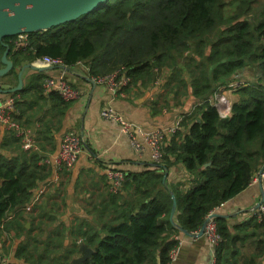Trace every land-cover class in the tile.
<instances>
[{"label": "trees", "instance_id": "16d2710c", "mask_svg": "<svg viewBox=\"0 0 264 264\" xmlns=\"http://www.w3.org/2000/svg\"><path fill=\"white\" fill-rule=\"evenodd\" d=\"M234 2L225 18V7ZM16 37L0 41V59L6 44L12 63L1 77L9 89L17 85V68L51 57L67 68L86 66L89 78L124 75L128 81L121 91L138 83L146 88L163 77L164 97L171 94L182 106L181 99L189 96L194 103L164 145L159 168L125 174L119 192L109 193L115 217L96 228L79 225L77 236L66 241L54 204L48 210L34 204L30 213L26 207L34 189L52 174L39 162L55 152V135L71 101L55 91L44 94L42 70L26 76L21 89L10 93L13 120L30 132L32 124L41 125L31 132L36 149L23 150L9 131L0 141V242L7 237L12 243L10 255L1 246L0 264H72L81 255L80 243L93 250L80 264H165L176 244L171 236L179 234L168 218L171 195L177 224L194 233L210 212L242 193L264 165V8L253 11L251 0H108L72 22L26 34L24 46L14 43ZM248 69L253 83L239 89L230 115L220 117L211 96ZM48 104V118L38 120ZM172 165L192 177L186 190L167 178L163 182L165 172L158 171ZM214 221L221 238L214 264H235L230 248L235 235L225 218ZM249 225L264 233V220L253 218ZM261 254L242 264H257Z\"/></svg>", "mask_w": 264, "mask_h": 264}, {"label": "crops", "instance_id": "0c3cea01", "mask_svg": "<svg viewBox=\"0 0 264 264\" xmlns=\"http://www.w3.org/2000/svg\"><path fill=\"white\" fill-rule=\"evenodd\" d=\"M17 43L24 46V40L19 37ZM38 60L23 65L29 66L22 71L23 84L26 76L42 70L40 72L43 73L44 79L63 77L79 94L64 109L61 128L55 135L56 150L62 136L67 131L79 134L83 145L77 161L71 169L57 172L50 166L52 168L51 176L34 189L26 212L30 213V207L34 204L43 206L47 210L51 208V204H54V211L59 223L65 228V240L68 241L77 236L75 227L80 225L82 228L86 226L96 228L115 217L107 203L109 192L104 174L105 166L117 169L125 175L157 170L158 165L161 164L156 165L151 161L149 150L145 145L140 151L135 150L130 145L128 138L121 133L117 123L100 117L101 108L104 105L112 107L124 120L139 125L144 131H152L179 123L181 116L191 109L194 99L189 96L185 97V99H181L184 104L180 106L173 99V95L168 94L164 97L163 77L156 79L146 88L141 87L138 83L136 87H129L125 91L118 88L113 92L108 81L95 83L89 78L86 67L82 64H76L70 68L45 67ZM31 64L36 68L30 67ZM22 67L16 69L17 76ZM114 75L116 84L120 78H124V75ZM236 75L239 76V74ZM1 77L0 79H2ZM250 81H254L252 74ZM9 88V85L0 83V89L9 90ZM224 96L230 107L239 99L238 92L225 93ZM8 97H11L10 93H0V104L4 103ZM153 100L157 101L155 106L151 104ZM49 106V104L46 105L43 111L37 113L38 120L42 116L48 118L45 110ZM37 123L32 124L34 128L32 129L31 126V132H34L38 126L40 128V121ZM6 131L0 125V141ZM171 137L172 135L168 134L164 136L165 147ZM51 154L53 153L48 156ZM158 172H165L167 182L180 184L183 190L191 186L192 177L180 165H172L168 170H163L161 167ZM262 173L264 174V171ZM128 192L130 189H127L125 195ZM261 192L264 193V176L258 177L256 183L249 184L242 193L214 211L225 215L224 218L229 224L230 232L235 235V245L231 244L230 246L234 251L232 257L235 264H242L252 254L261 252L263 254L258 258L257 264H264V233L249 225L253 219L251 212L261 200ZM37 210L35 209L33 214ZM174 221L176 222L175 215ZM179 236L182 243L174 264H210L212 250L214 251L215 248L211 246L204 235L193 238L179 232ZM77 240H80V237Z\"/></svg>", "mask_w": 264, "mask_h": 264}, {"label": "built area", "instance_id": "2783aa9c", "mask_svg": "<svg viewBox=\"0 0 264 264\" xmlns=\"http://www.w3.org/2000/svg\"><path fill=\"white\" fill-rule=\"evenodd\" d=\"M20 39H23L26 42V34H21ZM45 67H66L62 64L60 59L51 58V57H42L38 60ZM86 67V66H85ZM88 72V68L86 67ZM95 83H101L103 81H108L111 85V90L114 92L116 89L121 88L126 85L127 79L120 78L115 83V75H110L107 77H97L91 78ZM43 91L44 94L49 93L50 91H55L58 96L65 102H70L75 100L79 94L77 90L72 88L70 83L63 77L59 78H45L43 81ZM251 81L247 82L245 80L239 79L238 75H234L231 79L225 84L217 88L216 93L213 95V105L219 112L220 117L227 118L230 115V106L229 102L226 100L225 93H234L238 92L239 89L251 85ZM15 99L14 97H8L6 101L0 104V125L3 126L7 131L13 132L15 136L20 138L21 148L25 151L36 149L34 147V141L31 137V132L29 129L19 125L16 121L13 120V114L15 112ZM100 117L113 121L117 123L120 127V131L124 134L130 145L137 151H140L145 145L149 150V156L153 163L159 164L164 156V136L166 134L173 135L175 130L178 127V123L174 124L171 127L163 128L159 130L144 131L139 125L132 122L124 120L119 113L114 111L112 107L104 105L100 110ZM82 139L79 134L76 132H66L59 143V147L53 154L46 157L41 161V164L46 166H51L57 172L62 170L71 169L82 150ZM105 178L107 180V188L110 194H116L122 187L124 181V174L112 167L105 166L104 168ZM264 176L263 173L255 174L250 184H254L258 181V177ZM214 212V211H213ZM210 212L207 217L210 216ZM251 217L254 218L257 222L264 220V205L263 203L259 205L256 209L251 212ZM198 232V231H197ZM194 232L193 234H196ZM204 236L207 241L210 242L211 246L215 248L220 242V237L216 231V225L214 218H209L205 229ZM171 238L176 242L175 246L168 253V260L165 264H174L182 243V240L179 234H172ZM215 263V255L212 250L211 262L210 264Z\"/></svg>", "mask_w": 264, "mask_h": 264}, {"label": "water", "instance_id": "95a60500", "mask_svg": "<svg viewBox=\"0 0 264 264\" xmlns=\"http://www.w3.org/2000/svg\"><path fill=\"white\" fill-rule=\"evenodd\" d=\"M108 0H0V41L6 37L19 36L39 31H46L52 27L67 24L77 18L88 15ZM5 50L1 56L0 62L3 65L0 68V77L6 75L12 68V63L7 59L8 46L4 45ZM29 66H23L17 76V86L2 90L0 93H13L21 89L22 71ZM30 67L36 68L31 64ZM212 98V96H211ZM34 125L32 126V129ZM264 171V165L260 168L259 173ZM166 175L163 177L165 181ZM172 205L169 213V222L182 235L199 238L204 235L205 226L209 218H224L225 215L212 212L209 217H206L202 226L196 234L188 233L182 229L175 221L174 215L176 211V202L174 195H171ZM264 201V193L261 192V200L256 204V209ZM29 224H26L28 228ZM81 255L72 260V264H80L87 260L93 250L85 244H79Z\"/></svg>", "mask_w": 264, "mask_h": 264}, {"label": "rangeland", "instance_id": "374dc122", "mask_svg": "<svg viewBox=\"0 0 264 264\" xmlns=\"http://www.w3.org/2000/svg\"><path fill=\"white\" fill-rule=\"evenodd\" d=\"M235 3L236 2H234L233 4H231V5H227L226 7H225V12H224V16H225V18L231 13V11L233 10V8L235 7ZM251 3H252V6H253V11H260L261 10V8H264V0H255V2H254V0H251ZM249 16H251V14L249 15ZM17 40H18V37H16V39L14 40V43H17ZM250 76H251V74H250V69H248V70H244V71H242V72H240L239 73V79H241V80H245V81H247V82H249L250 81ZM5 81V78H2V79H0V83H3ZM251 84L253 83V82H250ZM217 91V90H216ZM216 91L214 92V93H216ZM214 95V94H213ZM212 98H213V96H212ZM26 224H29V222H27ZM28 227H29V225H28ZM1 246H3V249H1L2 250V252L5 254V255H10V253H11V248H12V243H11V240L10 239H8L7 237L6 238H4V239H2V241L0 242V248H1ZM243 252V251H242ZM11 257V256H10ZM77 257H79V256H77ZM77 257H75V258H77ZM74 258V259H75Z\"/></svg>", "mask_w": 264, "mask_h": 264}, {"label": "bare ground", "instance_id": "6f19581e", "mask_svg": "<svg viewBox=\"0 0 264 264\" xmlns=\"http://www.w3.org/2000/svg\"><path fill=\"white\" fill-rule=\"evenodd\" d=\"M182 128V127H181Z\"/></svg>", "mask_w": 264, "mask_h": 264}]
</instances>
